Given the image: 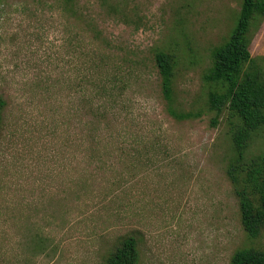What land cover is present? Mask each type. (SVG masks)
<instances>
[{"label": "rangeland", "instance_id": "374dc122", "mask_svg": "<svg viewBox=\"0 0 264 264\" xmlns=\"http://www.w3.org/2000/svg\"><path fill=\"white\" fill-rule=\"evenodd\" d=\"M242 2L0 0V264H107L128 237L139 264L264 251L212 71ZM250 36L263 67L264 19ZM241 152L264 163V128Z\"/></svg>", "mask_w": 264, "mask_h": 264}, {"label": "trees", "instance_id": "16d2710c", "mask_svg": "<svg viewBox=\"0 0 264 264\" xmlns=\"http://www.w3.org/2000/svg\"><path fill=\"white\" fill-rule=\"evenodd\" d=\"M263 19L264 0H243L240 16L230 38L215 49L212 56L214 79L220 84L225 96L222 105H227L239 121L233 133V142L237 155L240 154L236 165L241 186H244L242 190L239 187L237 195L242 223L255 236L260 233L257 228L259 224L264 223V163L257 160L249 167L243 166L241 150H244L252 132L264 128V66L258 65L249 51L250 32ZM160 69L163 73L162 64ZM169 72L165 74L167 88L171 84ZM225 105L219 106L217 111L222 112ZM5 107L6 102L0 96V129ZM139 261L137 242L128 237L111 252L107 264H139ZM231 264H264V251L239 250L233 255Z\"/></svg>", "mask_w": 264, "mask_h": 264}]
</instances>
